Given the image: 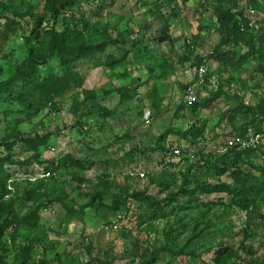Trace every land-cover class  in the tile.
Wrapping results in <instances>:
<instances>
[{
    "label": "rangeland",
    "instance_id": "obj_1",
    "mask_svg": "<svg viewBox=\"0 0 264 264\" xmlns=\"http://www.w3.org/2000/svg\"><path fill=\"white\" fill-rule=\"evenodd\" d=\"M222 3L234 7L231 0H65L55 17L47 0H0V83L22 63L37 30L61 31L84 18L92 26L90 43L110 42L72 68L53 55L30 86L0 97L6 198L21 215L44 203L45 229L30 234L35 260L99 264L108 252L117 264H141L158 249L153 264H211L221 247L238 248L248 258L243 244L264 264V187L248 209L225 192L197 190L192 198L182 195L167 216L156 218L149 209L143 221L139 214L147 204L131 196L165 197L161 182L169 180L175 191L188 173L208 183L233 182L216 173L215 164L233 155L227 140L252 119L241 101L255 105L264 96V72L255 59L232 67L210 57L215 48L239 50L235 43L220 45L215 11ZM256 5V25L248 33L259 38L264 2ZM243 7L238 3L236 10ZM204 56L216 84L196 86L198 98L188 104ZM192 126L203 127V135L184 137ZM161 147H179L182 154L166 163L169 151ZM66 156L73 160L64 164ZM240 165L260 178L264 154L242 157ZM48 172L54 176L45 177ZM118 197L122 205L114 209ZM8 214L0 211V224ZM9 243L8 251L0 248V264H29Z\"/></svg>",
    "mask_w": 264,
    "mask_h": 264
},
{
    "label": "trees",
    "instance_id": "obj_2",
    "mask_svg": "<svg viewBox=\"0 0 264 264\" xmlns=\"http://www.w3.org/2000/svg\"><path fill=\"white\" fill-rule=\"evenodd\" d=\"M183 1L187 2L189 0ZM222 1L224 2L225 0ZM256 2L260 3L255 0L253 2L255 8L257 6ZM47 3L50 12H52L55 17L61 13L62 7L60 6H65V0H47ZM231 4L234 5V7H225L224 3H222L215 11L222 37L220 45L230 42L235 43L239 46V50H221L215 48L210 57L232 67H242L248 63L250 59H255L260 62L262 71L264 72V32L258 38L256 35L249 36V28L242 31L239 27L242 13L236 10L238 5L236 1L231 0ZM262 22L264 24V18ZM91 30L92 26H90L84 18L73 19L61 31L52 27L51 29L43 31L41 34L37 30L34 36L35 41L32 40L29 42L27 55L22 63L16 68L8 81L0 83V97L6 94V92H10L9 96L15 97L14 94L17 93V89L19 90L30 86L33 81L40 77V67L47 64L51 56L55 54L59 56L65 68H72L75 63L81 60L90 59L99 53L105 52L110 42L90 43L87 34ZM185 88L187 87L185 86ZM20 96L21 95H18L16 98L19 99ZM210 101L211 100L204 106H208ZM197 104L198 103H195V105ZM241 105L245 109L244 113L252 116V119L247 122L242 133L251 127L260 130L263 121L261 118L264 117V96L261 97L255 105H250L243 101H241ZM203 133V127L192 126L183 132V136L186 138H198L202 136ZM167 136L168 133L165 132L161 135L159 140L164 141ZM161 148L166 151L172 150V148ZM257 152H262L264 154V149H248L241 152L232 149L229 153L233 155L225 154L217 160L218 163L215 164L216 173L219 175L228 174L232 178V183H208L207 181H201L197 178L193 179L188 173L185 175L183 183L179 185V188L175 191L171 190L172 183H170L169 180L161 182L163 189L168 193L165 197L160 199L149 196L145 192L133 193L131 195L133 198L136 200L140 199L143 203L147 204V210H144L142 207L144 211L139 214L140 220H145L146 215L149 216L150 210L154 213L156 218L167 216V209L170 208L173 203L179 202V198L182 195H188L189 198H192L197 190L203 193L225 192L232 196V202L239 208L248 209L251 205L252 197L254 195H259L264 187V174L260 178L255 177L253 175L254 173L251 171L243 170L240 162L242 157H249ZM62 160L64 164H67L69 160H73V157L66 156V158ZM72 163L81 165L82 161L75 160L74 162L72 161ZM7 181L8 176L5 175L0 168V211L6 208L9 213L6 219L0 224V248L8 251V245H10L9 241H11L17 249H20L24 260L29 264H48L46 260L37 261L31 256L34 246L33 240L30 239V234L37 233L39 235L44 228L40 214V210L44 206V203H39L33 210L25 215L16 213L13 209L14 201L11 199L7 200L6 198L8 195ZM119 201L120 198L118 197L114 202V209H119L121 207L122 204L120 205ZM10 228L12 229L9 231ZM241 246L242 249H245L248 253V258H244L240 254V249L238 248L221 247L216 252V257H214L211 264L261 263L256 259V250L243 244ZM157 250L158 249H154L151 251L141 264H153L157 257ZM184 250L185 248L182 247L177 250V253H184ZM97 261L99 264H117L115 259L110 256L108 252Z\"/></svg>",
    "mask_w": 264,
    "mask_h": 264
},
{
    "label": "built area",
    "instance_id": "obj_3",
    "mask_svg": "<svg viewBox=\"0 0 264 264\" xmlns=\"http://www.w3.org/2000/svg\"><path fill=\"white\" fill-rule=\"evenodd\" d=\"M239 3V5L243 4V11H240L242 13L241 20L239 21V27L242 31H245L247 28L253 27L256 25L255 21V14H256V8L254 5L255 0H234ZM260 3L264 2V0H257ZM212 53V52H211ZM197 77H198V83H195L193 85H190L188 87L187 95H186V102L188 104H192L196 102L197 100V93H196V86L203 85L205 83L209 84H216V81L212 80L210 78V61L207 56L201 57V62L198 65L197 69ZM262 124L260 127V130H256L254 128H249L244 133L238 134L236 136H233L229 138L226 142V149H235L238 152L248 150V149H264V117L261 118ZM149 121V120H148ZM52 152H56L55 148H52ZM181 149L179 147H173L169 153L164 154V158L166 163L174 161L176 158H179L181 156ZM48 176H54L53 174H50V172L45 174V177Z\"/></svg>",
    "mask_w": 264,
    "mask_h": 264
},
{
    "label": "water",
    "instance_id": "obj_4",
    "mask_svg": "<svg viewBox=\"0 0 264 264\" xmlns=\"http://www.w3.org/2000/svg\"><path fill=\"white\" fill-rule=\"evenodd\" d=\"M148 111V110H147Z\"/></svg>",
    "mask_w": 264,
    "mask_h": 264
}]
</instances>
